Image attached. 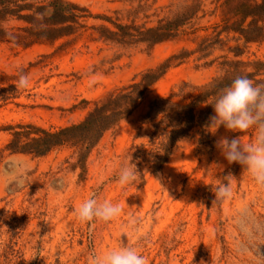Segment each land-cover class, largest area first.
Instances as JSON below:
<instances>
[{
  "label": "rangeland",
  "instance_id": "374dc122",
  "mask_svg": "<svg viewBox=\"0 0 264 264\" xmlns=\"http://www.w3.org/2000/svg\"><path fill=\"white\" fill-rule=\"evenodd\" d=\"M51 1L27 0L21 5L30 10L20 14ZM63 1L85 11L82 27L70 36L29 48L0 42V264H88L91 253L121 243L136 247L149 264H264V189L215 147L222 136L254 142L256 131L242 134L221 126L213 134L207 120L177 143L153 175L146 156L166 127L144 120L154 101L176 107L189 102L196 88L222 74L224 58L236 59L235 49L242 53L239 60L264 62V43L243 46L235 35L222 34L208 55L197 52L220 29L223 0ZM192 2L200 7L196 17L174 39L152 48L110 42L101 30L115 32L114 24L154 28ZM2 27L15 36L29 25L9 17ZM182 52L187 56L171 61L132 114L105 132L82 164L79 148L70 144L43 157L5 149L12 138L9 128L32 125L57 132L77 125L107 96ZM21 71L30 78L26 90L15 88ZM139 148L143 153L135 159ZM130 160L137 180L121 188L119 169ZM228 180L232 198L213 202L216 187ZM92 193L120 203L121 217L94 227L81 224L73 209Z\"/></svg>",
  "mask_w": 264,
  "mask_h": 264
},
{
  "label": "trees",
  "instance_id": "16d2710c",
  "mask_svg": "<svg viewBox=\"0 0 264 264\" xmlns=\"http://www.w3.org/2000/svg\"><path fill=\"white\" fill-rule=\"evenodd\" d=\"M27 0H0V42L8 41L23 48L36 44H52L55 41L70 36L82 27L80 20L85 11L79 6L63 0H53L45 6L37 7L32 14L22 16L24 10H30ZM197 2L185 4L172 18L160 22L154 28H141L132 24H114L115 32L102 28L106 40L123 45L144 44L152 48L158 44L174 39L183 26L189 24L199 13ZM220 29L210 39H204L198 48V53L208 55V52L220 43L222 34H233L236 42L243 46L264 43V0H223L220 6ZM42 16L43 21L37 17ZM9 17H17L27 22L21 34L10 35L2 27ZM41 22L43 29L39 28ZM236 59H225L221 62L222 74L209 84L195 89V96L180 107L172 106L168 100L154 101L145 114L147 123L159 120L155 125H165L164 133L152 143V149L146 156L153 175H157L171 157L173 148L197 126L206 124L213 109L220 89L231 83L238 75H245L254 83H264V62L260 60L242 61L238 58L241 52L233 50ZM187 52H182L158 66L145 72L137 83L116 95H109L97 104L85 119L74 126L57 132H48L32 125L9 128L12 131L11 140L6 146L10 154H24L43 157L54 148L63 145H73L79 148L78 161L82 164L87 151L93 147L102 135L132 114L149 88L155 85L171 67V61L183 59ZM204 106V109L201 107ZM252 131H256L252 128ZM139 148L134 158L140 157Z\"/></svg>",
  "mask_w": 264,
  "mask_h": 264
},
{
  "label": "clouds",
  "instance_id": "9594fccd",
  "mask_svg": "<svg viewBox=\"0 0 264 264\" xmlns=\"http://www.w3.org/2000/svg\"><path fill=\"white\" fill-rule=\"evenodd\" d=\"M37 18L43 21L42 16ZM39 28H44L42 22ZM29 87L30 78L21 71L15 88L26 90ZM211 105L214 115L209 116L206 127L213 134L221 126L228 131L242 134L251 128L256 129L254 142L242 143V135L231 139L222 136L216 140L215 147L229 164L241 165L255 184L264 189V83L257 84L245 75H238L230 84L220 89ZM137 175L136 166L130 160L119 169L117 184L125 188L137 180ZM229 176L234 179L231 174L226 177ZM213 193L215 196L213 202L231 199L232 180L220 183ZM123 211L120 203H113L107 199L101 201L92 193L73 209V214L81 224L94 227L97 222L109 223L120 218ZM135 222V218H131V223ZM89 230L91 231V228ZM88 264H149V260L136 247L121 243L119 247L102 253H91Z\"/></svg>",
  "mask_w": 264,
  "mask_h": 264
}]
</instances>
